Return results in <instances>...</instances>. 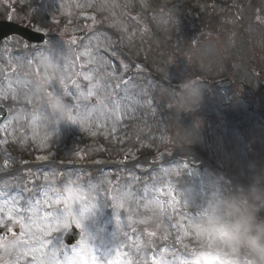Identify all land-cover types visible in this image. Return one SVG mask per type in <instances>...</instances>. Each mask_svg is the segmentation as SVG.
<instances>
[{
    "label": "rangeland",
    "instance_id": "374dc122",
    "mask_svg": "<svg viewBox=\"0 0 264 264\" xmlns=\"http://www.w3.org/2000/svg\"><path fill=\"white\" fill-rule=\"evenodd\" d=\"M238 3L203 13L209 25H201L187 0H0V19L48 34L44 46L17 37L0 45V105L9 110L0 125V227L11 229L0 234V264H34L17 243L27 237L7 220L10 199L18 206L35 193L55 199L66 188L89 199V189L103 194L85 222L94 239L83 236L63 252V233L53 232L45 237L52 240L49 264L54 251L62 261L74 259L72 249L79 252L82 243L102 264L129 250L133 264H250L246 252L221 251L204 233L210 203L244 194L253 183L264 187V142L256 138L264 139V0ZM169 9L177 17L170 28ZM84 31L87 37H75ZM209 42L219 55L197 59L195 50ZM57 56L69 65V90L71 79L80 84V107L64 99L78 120L86 113L83 122L45 119L43 65ZM192 78L202 81L203 99L179 108L174 97ZM29 143L50 167L28 155ZM257 208L264 219V203ZM50 210L38 208L40 215Z\"/></svg>",
    "mask_w": 264,
    "mask_h": 264
},
{
    "label": "snow or ice",
    "instance_id": "6c2138e0",
    "mask_svg": "<svg viewBox=\"0 0 264 264\" xmlns=\"http://www.w3.org/2000/svg\"><path fill=\"white\" fill-rule=\"evenodd\" d=\"M53 60L58 63L61 75L56 76L55 78L49 77L51 83L44 88V97H71L73 100L77 101L76 107H80V97L83 96L80 84L76 79H71V84L74 86L75 91L69 90V85L66 83L65 78V73L68 71L69 65L60 63L59 56L55 57ZM77 75H82L84 80H92L90 75L84 74L83 72L78 73ZM95 87L96 85H93L89 88L88 97L94 95L92 89ZM117 87H119V85H117ZM85 99H87V97H85ZM70 106L68 119L75 121L76 123L83 122L86 113L85 116H81L78 120L77 116L72 114L73 106L71 104ZM42 107L46 111V120H51L54 124L59 122L54 120L52 112L48 111L49 106L48 103L44 102V99ZM69 189L72 188H66L63 193L56 192L55 199L45 192V198L43 201L30 198L27 199L23 205L19 206L16 197H12L9 201L12 206L8 207L7 220L14 222V224L19 227L20 235L22 237H27V239L17 241V243L23 245V255L25 257L30 255L34 264H49L47 259L48 252L46 249L49 244H52V240L45 239V237L51 236L53 232L66 233L73 230V228H76L79 229L82 235L87 237L89 241L94 239V236L88 231L85 222L89 218V215L98 207V199L103 196V194L96 193L95 189L92 188L89 189V191L94 193L91 199H89L87 195H81L73 198L68 194ZM41 203L51 210L45 211L42 215H40L38 208ZM113 207H122V205H114ZM21 208H23V211ZM28 213H31V215ZM38 216L39 219L37 218ZM5 231L11 232V229L5 227ZM57 243L63 246V252L67 251V246L63 245L62 239L57 238ZM72 251L76 254L75 258L63 261L58 258L57 252H52V258L55 260V264H102L94 247L91 252L88 253L87 248L82 243L79 252H77L75 248H73ZM115 251H118V249H115ZM129 252H131V250H129ZM129 252L123 253V260H113L111 261V264H133L132 260L128 258ZM113 253L107 256V258L103 261V264H109L108 258L112 256ZM131 255L136 256V253L131 252ZM154 264H161V262L159 260H154Z\"/></svg>",
    "mask_w": 264,
    "mask_h": 264
},
{
    "label": "clouds",
    "instance_id": "9594fccd",
    "mask_svg": "<svg viewBox=\"0 0 264 264\" xmlns=\"http://www.w3.org/2000/svg\"><path fill=\"white\" fill-rule=\"evenodd\" d=\"M168 28L175 24L177 17L174 10L166 13ZM219 55V50L212 42L195 50L197 59L212 61ZM191 56V54H190ZM46 77L43 85L51 83L49 77L55 78L60 72L58 63L53 59L44 61ZM50 74V75H48ZM204 95V85L199 79H187L179 86L174 97L179 108H195ZM56 121H69L70 104L61 96L44 97ZM69 196L75 198L83 195V190L69 189ZM264 203V187L258 183L251 184L244 194H237L221 202H212L205 210V237L215 241L221 251H244L251 257L250 264H264V219L258 216L257 205Z\"/></svg>",
    "mask_w": 264,
    "mask_h": 264
},
{
    "label": "water",
    "instance_id": "95a60500",
    "mask_svg": "<svg viewBox=\"0 0 264 264\" xmlns=\"http://www.w3.org/2000/svg\"><path fill=\"white\" fill-rule=\"evenodd\" d=\"M11 33H19V34H22L26 37L29 36L28 32H26L25 30H21V29L18 30L14 27H10L8 25H1L0 24V35L2 36V38L11 34Z\"/></svg>",
    "mask_w": 264,
    "mask_h": 264
},
{
    "label": "bare ground",
    "instance_id": "6f19581e",
    "mask_svg": "<svg viewBox=\"0 0 264 264\" xmlns=\"http://www.w3.org/2000/svg\"><path fill=\"white\" fill-rule=\"evenodd\" d=\"M15 127H18V124H16ZM15 131H17V130L15 129ZM3 178H4V176L2 174H0V181H2Z\"/></svg>",
    "mask_w": 264,
    "mask_h": 264
}]
</instances>
